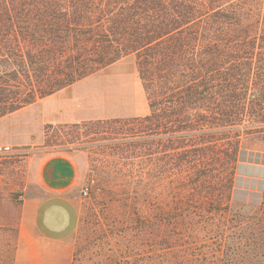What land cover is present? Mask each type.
Segmentation results:
<instances>
[{"label": "trees", "instance_id": "obj_1", "mask_svg": "<svg viewBox=\"0 0 264 264\" xmlns=\"http://www.w3.org/2000/svg\"><path fill=\"white\" fill-rule=\"evenodd\" d=\"M130 56L148 115L48 125L46 137L105 144L146 203L141 264H193L200 229L238 192L242 139L264 135V0H0V119Z\"/></svg>", "mask_w": 264, "mask_h": 264}, {"label": "rangeland", "instance_id": "obj_2", "mask_svg": "<svg viewBox=\"0 0 264 264\" xmlns=\"http://www.w3.org/2000/svg\"><path fill=\"white\" fill-rule=\"evenodd\" d=\"M64 90L65 94L46 104L30 107L1 123L0 141L9 140L11 126L15 134L23 136L15 142H29L25 139L30 134L35 143L8 145L13 152L0 155V264H14L21 206L33 190H41L38 169L55 155L78 157L80 164V224L72 237L73 264H128L137 260L141 264L142 257L151 251L146 244L152 242V235L140 228L141 219L135 211L144 209L146 203L133 200L132 191L122 188L125 178L112 168L105 144L93 136L64 139L58 131L49 132L47 139V126L40 134L43 118L67 115L64 109L76 105L73 101H78L77 107L98 106L96 112L102 120L148 115L149 102L136 58L127 57ZM92 112L88 114L96 115ZM240 164L234 187L238 192L216 216L218 221L200 229L197 244H193L197 247L187 255L193 264L203 254L212 264H264V135L242 139Z\"/></svg>", "mask_w": 264, "mask_h": 264}, {"label": "crops", "instance_id": "obj_3", "mask_svg": "<svg viewBox=\"0 0 264 264\" xmlns=\"http://www.w3.org/2000/svg\"><path fill=\"white\" fill-rule=\"evenodd\" d=\"M64 91L0 119V130L1 123L30 107L46 104L52 97L65 94ZM73 103L76 105L70 110L68 107L64 109L69 112L67 115L61 118H43L40 134H43L44 127L48 125L77 124L99 119L98 106L77 107L78 101ZM84 108L86 112L82 111ZM79 109H82V112ZM89 111L98 113L92 115L88 114ZM12 128L10 126L9 140L0 141V144L25 147L35 143L32 137H29L30 134L25 139H29V142H15L22 140L23 136L15 134ZM80 173L79 159L71 155H55L41 164L38 169L41 190H33L21 206L14 264H73L72 237L80 224L78 208Z\"/></svg>", "mask_w": 264, "mask_h": 264}, {"label": "built area", "instance_id": "obj_4", "mask_svg": "<svg viewBox=\"0 0 264 264\" xmlns=\"http://www.w3.org/2000/svg\"><path fill=\"white\" fill-rule=\"evenodd\" d=\"M13 152V148L6 145H0V155L9 154ZM84 196L87 195V190H84L82 193Z\"/></svg>", "mask_w": 264, "mask_h": 264}]
</instances>
